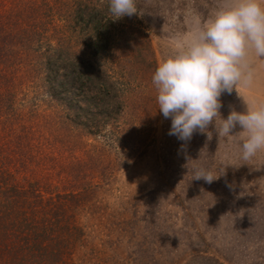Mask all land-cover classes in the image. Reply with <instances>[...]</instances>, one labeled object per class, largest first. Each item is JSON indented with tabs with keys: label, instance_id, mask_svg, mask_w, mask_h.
<instances>
[{
	"label": "rangeland",
	"instance_id": "374dc122",
	"mask_svg": "<svg viewBox=\"0 0 264 264\" xmlns=\"http://www.w3.org/2000/svg\"><path fill=\"white\" fill-rule=\"evenodd\" d=\"M35 1L49 8L0 0V21L9 26L36 16L50 27L68 25L74 45L81 31L72 33L74 24L61 20L69 16V0ZM135 2L136 14L115 20L120 36L112 51L114 68L127 74L126 112L103 136H89L76 113L51 100L39 72L20 67L0 80V167L15 175L7 177L9 187L27 192L9 199L14 212L30 214L40 229L59 215L52 233L65 244L64 264H206L208 258L264 264V151L241 158L239 125L228 137H219L214 123L187 142L169 135L171 119L159 112L152 83L158 64L190 41L222 0ZM58 31L48 33L54 44ZM83 40L72 52L86 53ZM6 44L10 51L13 43ZM250 60L252 86L220 97L225 119L233 109L246 110L244 98L264 101V59ZM201 169L217 179H195ZM24 202L36 210L30 213Z\"/></svg>",
	"mask_w": 264,
	"mask_h": 264
},
{
	"label": "trees",
	"instance_id": "16d2710c",
	"mask_svg": "<svg viewBox=\"0 0 264 264\" xmlns=\"http://www.w3.org/2000/svg\"><path fill=\"white\" fill-rule=\"evenodd\" d=\"M73 1H67L69 16L61 17V20L74 24L73 28L70 27L72 33L81 31L74 45L84 38L82 46L86 53L78 55L72 52L76 46L69 42L73 38L66 36L64 28L68 25L50 27L49 23L38 20L36 16L33 19L30 16L25 19L17 16V21L11 22L9 26L0 21L1 38H4V44L0 43V80L7 79L9 70H19L20 67L39 72L51 100L60 102L76 113L89 136L101 137L107 128L120 123L127 107V74L123 68H114L116 60L112 55L120 30L106 7V1ZM30 3L33 11L41 6L49 8V4L45 2L44 5L43 1L40 4L39 1L30 0ZM2 18L1 13L0 20ZM54 29L59 30L61 38L57 44L48 39V33ZM42 38L47 39L44 41ZM62 38H69L68 42ZM8 40L13 43L10 51L4 50ZM14 176L7 168L0 167V184L7 186L4 189L0 185V194L6 193L5 190L9 192L3 202L4 211L0 212V264H64L62 255L65 244L52 233V227L60 223L59 215L55 217L53 213L51 219L43 221L40 229L37 219L31 218L30 214L14 212L16 203L9 199L17 200L27 193L21 188L9 187L6 179ZM40 195L37 189L34 198L38 204L42 203ZM24 203L30 213L37 208L34 204ZM46 211L42 212L45 214ZM206 264L221 263L208 258Z\"/></svg>",
	"mask_w": 264,
	"mask_h": 264
},
{
	"label": "clouds",
	"instance_id": "9594fccd",
	"mask_svg": "<svg viewBox=\"0 0 264 264\" xmlns=\"http://www.w3.org/2000/svg\"><path fill=\"white\" fill-rule=\"evenodd\" d=\"M109 11L114 20L138 12L135 0H109ZM253 55L264 59V0H222L193 38L160 62L152 76L158 110L171 119L169 135L187 142L214 123L219 137H228L239 125L242 130L235 135L241 137V158L247 161L264 151V101L243 97L245 111L233 109L226 119L220 114L223 93L252 86ZM195 179L211 183L217 178L201 169Z\"/></svg>",
	"mask_w": 264,
	"mask_h": 264
}]
</instances>
